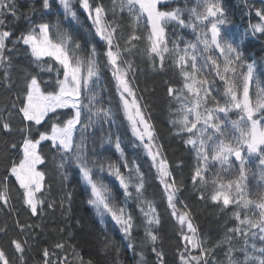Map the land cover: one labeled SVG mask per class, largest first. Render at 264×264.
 Wrapping results in <instances>:
<instances>
[{
    "label": "snow or ice",
    "instance_id": "snow-or-ice-1",
    "mask_svg": "<svg viewBox=\"0 0 264 264\" xmlns=\"http://www.w3.org/2000/svg\"><path fill=\"white\" fill-rule=\"evenodd\" d=\"M38 2L39 9L35 5H21L18 0H0V85L5 89L16 86L11 73L12 53L21 44L41 72H56L54 83L46 84L43 88L42 83L45 82L38 73L24 74L21 92L17 93L19 106L12 103L11 110L5 107L7 117L0 115V132L11 134L13 125L10 117L15 112L20 117L18 131L23 137L19 146L15 142L10 144L11 150L19 147L22 158L11 160L0 177V206H9V182L14 178L20 190V199L31 215L37 216L43 212L44 200L38 198L37 193L43 190L45 172L39 170V166L45 164V159L39 146L42 141H49L60 154L57 169L63 179H67L65 170L68 167L78 169L88 192L87 204L97 216H110L128 240L127 247L133 250L136 245L132 233L138 226L127 204L135 201L143 217L142 246L151 245L156 264H167L164 252L157 246L161 241L160 215L153 201L145 195L144 173L134 159L129 161L126 157L119 137L115 139V149L123 161L119 165L111 161L106 165L90 161L83 151V135L80 143L76 140L77 133L83 134L97 123H114L112 108L105 107L96 91L103 65L115 83L118 107L122 108L133 136L139 141L134 146H142L151 159L156 177L163 185L168 207L172 210L171 216L179 226V236L184 242L178 251L179 264H264V88L259 86V80L255 77V62L246 63L244 60L241 44L248 34L236 37L229 31H222V26L230 21L220 0H199L197 7L188 10V19L183 9L168 6L166 0H112L111 9L94 0L91 3L90 0H75L91 21L90 25H85L90 39L82 36L78 28L70 33L59 22L52 25L43 19H32L37 11L48 13L53 7L52 0ZM58 4L69 25L80 23L74 0H58ZM21 8H28L32 15L22 13ZM117 9L120 13L126 10L133 25L138 26L143 21L147 31L144 37L145 56L152 69L164 71L167 59L178 70L181 86L167 88L170 103L175 105L170 123L175 135L195 154L196 165L191 183L200 199H204L201 189L211 183L213 192L209 196L210 201L221 211H231L233 226L225 225L223 236L215 241L199 235L193 213L187 205L183 211L177 209L182 182H177L173 176L167 158L162 155V146L156 142L155 129L150 117L145 115L146 105L141 103L143 97L137 95L138 89L134 87L135 65L127 59L137 48L135 42L142 37L135 27L128 36L123 35L121 21L116 18ZM256 16L260 22L249 26L251 34H260L258 38L264 39V8L256 10ZM9 18L12 21L26 18L28 27L16 36L7 23ZM171 23L181 28H191L194 33L199 29L196 41H183L181 47L178 37L170 39L167 34V25ZM237 39L240 43H237ZM50 61L59 67L54 68ZM254 80L257 89L253 96L250 95V87ZM58 110L69 111L62 113ZM50 113L54 117H49ZM231 113H235L237 118L232 119ZM62 116L66 118L61 119ZM46 118L52 120L50 128L41 131L39 126L44 124ZM34 131L38 138L33 136ZM104 139L112 143L111 136ZM251 157H256L259 170V184L254 193L249 192L247 185L248 174L252 171L249 166ZM215 164L233 178L225 179L219 172L212 173L209 178L206 173ZM236 164L238 167L234 171ZM97 167L101 172L106 167L108 174L119 182L123 204H118L108 185L96 178L94 170ZM67 199L71 201V193H68ZM48 207L53 205L48 204ZM16 227L25 233L33 225L20 224L17 220ZM0 233L7 236L6 225L0 226ZM256 240L262 242L261 246H257ZM234 241H240L239 248ZM26 244V239L13 238L9 241L19 264H26ZM69 247L72 249V260L68 254L56 256L53 260L55 253L45 248L42 252L43 264H95L91 258L85 260L74 246ZM55 248L63 250L65 243H57ZM110 248H114V242L106 238L102 250ZM116 251L118 253L119 250ZM221 251L224 253L223 260L217 258ZM237 252L242 254V259L236 255ZM139 255L138 264H145L143 253ZM0 264H13L2 246Z\"/></svg>",
    "mask_w": 264,
    "mask_h": 264
},
{
    "label": "trees",
    "instance_id": "trees-1",
    "mask_svg": "<svg viewBox=\"0 0 264 264\" xmlns=\"http://www.w3.org/2000/svg\"><path fill=\"white\" fill-rule=\"evenodd\" d=\"M18 2L21 5H35L39 9L38 0H18ZM91 2L93 0H90ZM94 2L103 4L108 9L112 7V0H94ZM166 3L170 7L183 9L184 16L188 19V10L197 7L199 0H166ZM220 3L230 21L227 25L222 26V31H229L235 34L236 37H244L245 33L248 34L241 44L244 60L246 63L255 62V77L259 80V86L264 88V39L258 38L260 34L253 36L249 27L251 24L260 22L259 17L256 16V10L264 8V0H220ZM52 4L53 7L50 12L42 13L37 11L32 16V19H43L52 25L59 22L61 27L70 33L78 28L82 36L90 39L85 25H90L91 21L87 19V14L75 3V0L74 7L80 17L79 24L69 25L68 20L62 14L58 1L52 0ZM20 11L26 15H32L28 8H21ZM116 18L121 21L124 36H128L135 27L137 28V34L142 37L141 40L135 42L137 48L127 56V59L131 60L135 65L134 87L138 89L137 95L143 97L141 103L146 105L145 115L150 117V122L155 129L156 142L162 146V155L167 158L173 176L177 182H182L181 191L178 193L179 202L177 203V209L178 211H183L184 206L187 205L193 213V221L199 229V235L215 241L223 236L225 225L228 227L233 226L231 211H221L217 205L210 201L209 196L213 192L211 183H208L206 188L201 189L204 193V199L199 198L198 191L193 188L191 183L190 178L196 165L195 154L190 150L189 146L184 144L180 137L175 135V129L170 123L172 113L175 111V105L170 103L171 98L168 96L167 88H178L181 86L182 81L178 70L172 66L171 61L166 59L165 70L154 71L145 56L146 39L144 37L147 36V31L143 21L138 26L133 25L127 11L120 13L118 9ZM109 19H111V13H109ZM7 23L13 28L16 36H19V33L28 27L29 21L26 18H21L19 21H12L9 18ZM199 31L198 29L194 33L191 28H181L174 23L167 25L169 38L178 37L181 47H183V41L195 42ZM81 43H83V40H81ZM237 43H240L239 39H237ZM169 47H171V44ZM83 54H86V52ZM216 55L219 56V53ZM50 63L54 68L59 67L54 61H50ZM11 73L16 86L12 89H5L0 85V115L5 117L8 115L5 110L6 106L8 110H11L12 103H16L19 106L17 93L21 92V82L24 74L38 73L42 81L45 82L42 83V88L46 84L54 83L56 78L55 71L51 73L41 72L32 62L29 54L24 51L22 44L18 45L17 51L12 53ZM219 83L220 81L217 79V84L219 85ZM256 89L257 86L254 80L250 87V95L254 96ZM47 90L51 91V88ZM96 91L98 98H102L105 107L112 108L114 123H97L85 133H77V143H80L83 135V151L90 161L103 162L105 165L111 161L119 165L123 162L115 149V139L119 137L121 148L126 157L129 161L134 159L136 164L139 165L141 172L144 173L146 181L145 195L149 200L153 201L160 215L162 222V226L159 229L161 241H158L157 246L164 252L167 264H179L178 251L183 247L184 243L179 236V226L176 219L171 216L172 210L168 207L163 185L160 184L159 179L156 177V170L152 167L151 159L147 156L142 146H134L138 145L139 141L133 136L122 108L118 107L119 97L115 83L111 78V74L103 68V65L101 80ZM68 111L58 110V112L62 113H67ZM230 116L232 119L237 118L235 113H231ZM49 117H54V114L50 113ZM65 118L66 116L61 117V119ZM10 119L13 125V132L11 134L0 132V177L4 175L5 167L11 160L18 161L22 158V152L19 147L16 150L10 149L11 143L15 142L19 146L23 138L18 131L20 117L13 112ZM51 122V119L46 118L44 124L39 126L40 130H48ZM33 136H37L35 131ZM108 136H111L112 143L104 139ZM39 150L45 159V164L39 166V170L45 172L43 190L37 193V197L44 200L43 212L37 216L31 215L20 199V190L14 182V178L9 182L11 196L9 206H0V226L6 225L8 229L7 236L0 233V246L12 258L13 264H19L9 245V241L13 238L22 241L27 240L25 245L26 264H43L42 252L45 248L50 253H55L53 260H55L56 256L64 254H68L69 259L72 260V249L69 246H74L85 260L91 258L95 264H138L140 260L139 253L141 252L145 258V264H156V257L151 251V245L145 244L142 246L141 242L144 239L143 217L136 207L135 201H129L127 204V209L133 213L134 222L138 226L132 233V239L136 245L133 250L127 247L128 240L124 238L119 226L112 221L111 217L108 215L103 218L97 216L95 210L87 204L88 192L85 190L86 186L78 174V169L68 167L65 170L67 175L65 180L57 169L60 154L51 147V142L42 141ZM249 166L252 171L248 174L247 185L249 192L254 193L259 184L256 157L250 158ZM237 167L238 164L234 165L233 170L235 171ZM121 170L127 175L125 169L122 168ZM94 171L96 178L102 180L112 190L117 203L123 204L122 189H120L116 178L108 174L106 167L103 172L99 171L98 167ZM216 172H219L225 179L233 178L228 173L222 172L218 164L213 165L211 171L206 173V175L211 178L212 173ZM253 173L256 174L253 175ZM68 193H71V201L67 199ZM48 204H52L53 207L49 208ZM249 213L251 214V209H249ZM17 220L20 224H31L33 228L21 233L16 227ZM106 238L114 242V248L104 251L102 250L103 241ZM57 243H65V248L63 250L56 249L55 245ZM234 244L239 248L240 241H234ZM256 244L259 247L262 242L256 240ZM116 249L119 250L118 253ZM236 255L241 259L243 258L239 252ZM217 258L223 260L224 253L222 251L219 252Z\"/></svg>",
    "mask_w": 264,
    "mask_h": 264
},
{
    "label": "rangeland",
    "instance_id": "rangeland-1",
    "mask_svg": "<svg viewBox=\"0 0 264 264\" xmlns=\"http://www.w3.org/2000/svg\"><path fill=\"white\" fill-rule=\"evenodd\" d=\"M58 1V0H57ZM83 181V180H82Z\"/></svg>",
    "mask_w": 264,
    "mask_h": 264
}]
</instances>
